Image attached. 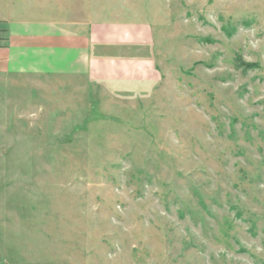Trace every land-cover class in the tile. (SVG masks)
<instances>
[{"label": "rangeland", "instance_id": "obj_1", "mask_svg": "<svg viewBox=\"0 0 264 264\" xmlns=\"http://www.w3.org/2000/svg\"><path fill=\"white\" fill-rule=\"evenodd\" d=\"M103 1L155 24L157 79L0 75V264H264V0Z\"/></svg>", "mask_w": 264, "mask_h": 264}, {"label": "crops", "instance_id": "obj_2", "mask_svg": "<svg viewBox=\"0 0 264 264\" xmlns=\"http://www.w3.org/2000/svg\"><path fill=\"white\" fill-rule=\"evenodd\" d=\"M108 3L60 0L58 8L1 11L0 75L16 83L59 81L65 101L73 89L83 94L103 88L112 95L147 89L158 73L156 26L142 14L128 13L127 4L117 10Z\"/></svg>", "mask_w": 264, "mask_h": 264}]
</instances>
